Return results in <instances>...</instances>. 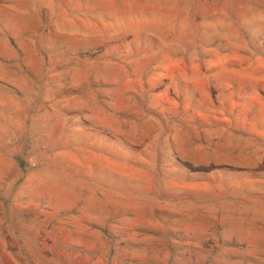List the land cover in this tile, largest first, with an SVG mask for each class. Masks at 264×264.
<instances>
[{
	"label": "rangeland",
	"instance_id": "374dc122",
	"mask_svg": "<svg viewBox=\"0 0 264 264\" xmlns=\"http://www.w3.org/2000/svg\"><path fill=\"white\" fill-rule=\"evenodd\" d=\"M0 264H264V0H0Z\"/></svg>",
	"mask_w": 264,
	"mask_h": 264
}]
</instances>
